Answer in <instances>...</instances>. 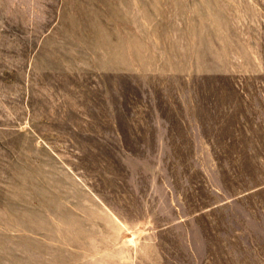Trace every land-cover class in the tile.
Segmentation results:
<instances>
[{"label":"rangeland","instance_id":"374dc122","mask_svg":"<svg viewBox=\"0 0 264 264\" xmlns=\"http://www.w3.org/2000/svg\"><path fill=\"white\" fill-rule=\"evenodd\" d=\"M0 264H264V0H0Z\"/></svg>","mask_w":264,"mask_h":264}]
</instances>
